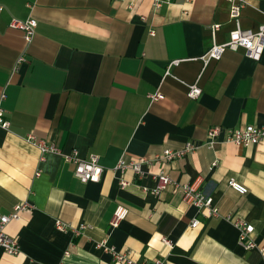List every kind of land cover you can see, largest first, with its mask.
<instances>
[{
	"label": "crops",
	"instance_id": "obj_1",
	"mask_svg": "<svg viewBox=\"0 0 264 264\" xmlns=\"http://www.w3.org/2000/svg\"><path fill=\"white\" fill-rule=\"evenodd\" d=\"M28 18L36 28L26 44L9 22ZM238 22L257 31L264 0H246ZM234 28L228 0H0V107L9 123L0 126V213L32 206L6 226L20 252L0 251V264H114L97 245L103 241L141 264H264V138L251 146L223 141L227 128L264 127V52L257 62L242 49L203 58ZM189 84L201 89L195 99ZM154 92L163 98L149 100ZM210 126L221 128L213 148L204 145ZM27 134L60 153L40 160ZM187 141L193 153L143 165L141 177L115 169L120 159ZM72 150L98 156V182L73 175L65 159ZM159 170L181 184L200 176L217 216L186 205L171 186L153 194ZM230 179L247 192L230 188ZM116 206L128 213L111 228ZM55 220L85 227L61 232ZM236 220L252 224L255 247L240 246Z\"/></svg>",
	"mask_w": 264,
	"mask_h": 264
},
{
	"label": "built area",
	"instance_id": "obj_2",
	"mask_svg": "<svg viewBox=\"0 0 264 264\" xmlns=\"http://www.w3.org/2000/svg\"><path fill=\"white\" fill-rule=\"evenodd\" d=\"M163 0H153L154 5H158ZM229 2V17L235 23V28L229 33L228 40L221 44L213 43L208 50L205 52L203 58L205 63L209 60H218L221 58L225 50H237L242 49L246 56L252 61H259L264 52V25L259 26L257 31H251L242 29L239 26V16L246 0H228ZM9 27L21 31L23 39L26 44H29L35 34L36 20L33 18H28L26 20H16L12 19L9 22ZM216 26H214L215 28ZM213 28V29H214ZM150 35L154 32L150 31ZM25 61V54H21L16 61V64H20ZM167 75V72H165ZM201 93V89L196 84L187 85V97L190 99L197 98ZM149 100H160L163 98L162 94L159 92H154L148 94ZM4 95H1L0 99H3ZM9 125L8 121L4 118V111L0 107V126L2 128H7ZM221 133V128L218 126H210L206 132V142L205 146L207 148H213L215 144L219 142V136ZM262 138H264V127H257L254 125H244L237 128H227L224 130L223 141L232 142L238 146H251L258 143ZM27 142L35 145L40 152V160L44 158L46 154L49 153H60L57 147L53 143H47L43 140H36L35 136L32 134H27L25 136ZM197 146L187 141L183 144V147L179 150L163 149L160 153L154 154L151 157H139L129 161L120 159L116 166V170L124 171L131 170L138 177L144 175L142 170L143 165L152 164H163L170 163L174 160L184 156L187 153H193ZM65 159L69 161L73 166V175L79 179L81 182H98L102 174V167L98 162V156L95 154H89L87 158H79L76 150L65 156ZM216 166V162L211 164V168ZM39 172H36L38 175ZM152 178L155 180L156 185L151 190L153 194H159L168 186L178 189L180 192L181 200L188 206H195L199 209H206L208 217H214L218 214V209L213 202L211 195L203 193L199 190V186L202 182V178L197 176L191 183H176L173 182L168 174L163 170H159L156 173L151 174ZM228 186L238 192L239 194H245L247 188L239 182L233 179L228 180ZM127 184L123 179L119 180V185L121 187ZM32 206L28 202H22L15 204L12 209L7 213H0V251L8 255H17L20 252L18 241L10 236L6 232V226L11 221H16L20 217V213L31 209ZM128 213L127 208L122 206H116L112 212L109 225L111 228H117L118 225L126 218ZM199 224L197 219H193L190 222L191 227H196ZM238 230V242L240 246L245 249L255 247V243L251 240V233L253 231V226L243 220H236L234 222ZM54 226L57 230L61 232H66L71 230L73 234L79 235L81 230L84 229V225L77 228L71 227L69 224L62 222L61 220H55ZM164 244L170 245V241L166 238L161 240ZM99 248L105 249L111 256V260L114 264H141L135 262L129 257L128 254L124 252L117 251L112 246H107L106 243L100 242L97 244ZM159 264V262H158Z\"/></svg>",
	"mask_w": 264,
	"mask_h": 264
}]
</instances>
